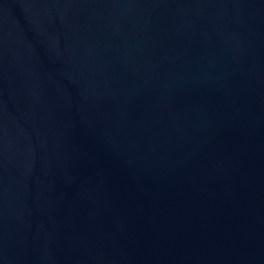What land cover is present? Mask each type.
I'll return each mask as SVG.
<instances>
[{"label":"water","instance_id":"95a60500","mask_svg":"<svg viewBox=\"0 0 264 264\" xmlns=\"http://www.w3.org/2000/svg\"><path fill=\"white\" fill-rule=\"evenodd\" d=\"M0 264H264V0H0Z\"/></svg>","mask_w":264,"mask_h":264}]
</instances>
